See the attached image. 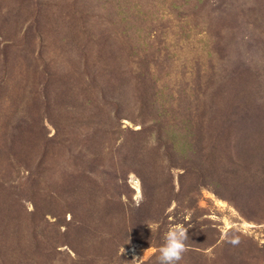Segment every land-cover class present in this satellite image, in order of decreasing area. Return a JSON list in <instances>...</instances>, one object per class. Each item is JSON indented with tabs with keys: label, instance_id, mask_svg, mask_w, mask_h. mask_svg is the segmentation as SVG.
Listing matches in <instances>:
<instances>
[{
	"label": "rangeland",
	"instance_id": "obj_1",
	"mask_svg": "<svg viewBox=\"0 0 264 264\" xmlns=\"http://www.w3.org/2000/svg\"><path fill=\"white\" fill-rule=\"evenodd\" d=\"M152 117L177 129L193 117L205 157L194 203L170 202L185 157L140 132ZM143 140L141 163L123 162V143ZM221 167L238 176L221 182ZM63 179L88 229L121 204L150 222L112 248L77 225L64 239L53 203L60 217L33 233L40 194ZM0 217L19 223L0 264H158L144 232L164 239L177 223L195 246L179 264H264V0H0Z\"/></svg>",
	"mask_w": 264,
	"mask_h": 264
},
{
	"label": "trees",
	"instance_id": "obj_2",
	"mask_svg": "<svg viewBox=\"0 0 264 264\" xmlns=\"http://www.w3.org/2000/svg\"><path fill=\"white\" fill-rule=\"evenodd\" d=\"M163 119L164 117H154V118L152 117L150 122H147L149 123L148 126L146 127L141 126L140 132H142V130L146 128L149 129V131L154 130L156 131V133H159L161 131L165 139L164 142L165 144H167L168 148L171 151H174L175 153L184 155L185 157L184 163L180 165L179 167H176V169L181 170V173L178 175V179H177L178 189L175 190L174 188H172V192H171L172 199H170V202L172 200H176V198L179 197L180 202H184L185 200H187V201L194 203V201L197 199L198 194L201 192L204 186L202 181H200L199 179V178H202V175L199 173L200 172L199 170H200L202 163L204 165V160H205V157L202 156V153H199L198 151L199 150L198 147L200 143L199 139L196 135H193L192 133V131H196V125H194L193 117H186V119H184V121L181 123L178 129L174 128L173 127L174 125H172V123H168V122L161 123ZM158 137L160 138V135H158ZM145 142L146 140H143L141 143L137 142L136 144H133L130 147L129 143L127 142L126 144V141H125L123 143V146L127 148V150L125 151V155L131 156V158L126 159L123 156V160H124L123 162H126L127 160H131L130 163L131 162L141 163V158L143 157L141 151L143 148L142 146H144ZM219 152H222V150H219ZM218 162L219 164H222L223 162L222 156L218 157ZM170 168H173V167H170ZM216 175H217L216 178H218L221 182H225L226 180H229L230 177L234 179L236 176H238V173L236 174L235 171L229 173L228 171H226L225 169L221 167V169H219L216 172ZM82 177L84 178L83 174H82ZM232 180H229V181H232ZM70 184L71 183H69L68 179H65V180L63 179L61 180L60 183L55 184L54 186L51 185L50 187L51 189L48 186L45 193L40 194L41 196L39 199L44 201L45 203V205L43 206L46 207L48 205L49 207L46 209L48 210V212H44L42 206L39 209L35 207V213L31 215V220H30V225H32L33 233H34L35 228L38 226L37 220H40L43 215L46 216L47 214H50L51 216H53L52 215L53 213L55 216L60 217L59 213H55L56 211L55 212L51 211L52 210L51 205L53 203H55L56 205L58 204L62 206V208L64 209V211L62 212V219L64 220V225L62 226L65 227V232L63 233L64 239L66 238L68 230H70L72 225L73 226L77 225V227L79 228L86 226L84 225L85 224L84 222L82 223V221L80 220L76 221L77 218H82V211L80 208L73 209L74 200L76 199L75 197L76 192L72 193ZM88 198H89V202L95 201L96 198H102L104 201L106 200V202H109V199H107L105 195L102 196V195L96 194L94 198H91L90 196H88ZM147 201H148L147 203L151 204L154 202V199H147ZM144 202L146 203L145 200ZM144 202L143 204H141L140 207L144 205ZM154 204H157V203H154ZM130 205L121 204L120 206H118L116 210H112L110 214L101 212L99 215H107V217L102 218V219H98L97 217H95L96 222L94 224V227H92L91 229H88L85 227L83 229V232L80 234L81 237L85 236L86 237L85 242H86L87 237L91 235L92 237H90V240L93 238V244L102 242L101 244H104L106 247L110 246L111 248L115 246V243H116L115 241H118L117 244H119V242H122V240L125 239L127 235H129L130 233L134 231L137 225L140 227H143L145 226L147 222H150V221H143L140 224H136V221H137L136 219H138L139 212L138 211L135 212L136 208H133ZM189 208L190 207L185 208L186 211H188ZM139 209L140 208H138V210ZM66 212L70 214L68 221H65L64 214H63ZM116 215H118L117 218L119 220V222L117 223H116V218L114 217ZM16 222L17 223L13 224L9 222L7 217H3V218L0 217V247L1 245L5 246L6 238L10 235L12 231H17L18 225H19L18 219L16 220ZM81 223L84 226H82ZM131 228H133V230H131ZM191 233H192V230L187 232V235L189 237V241L187 242L189 251H186L190 256L193 255L192 247H195L194 245L190 244V241L192 240L190 237ZM32 237L35 238V234H33ZM78 242L79 241H77V243ZM142 242L147 246L152 244L160 248L164 243V239H161L159 236H153V234L149 233V231H145ZM240 242L241 241L239 240V244L237 245H233L229 243V246H227L228 243H224L225 246L227 247L226 252L228 251L227 255H225L228 258V263H231L230 259H235L236 257L237 259L239 258V254H241V252L238 250L240 247ZM22 243H23L22 241L16 242L18 249L20 248ZM212 243L213 241L210 243L209 241H203V243L199 245L200 247H196V248L198 250L199 249L204 250ZM203 244H206L205 245L206 248L204 249L201 248ZM34 247L36 248V250H39L37 244H34L33 248ZM200 256L201 255H196L197 260H195L193 263H190V264H201L199 260ZM1 260L3 261V259ZM202 264H205V262Z\"/></svg>",
	"mask_w": 264,
	"mask_h": 264
},
{
	"label": "clouds",
	"instance_id": "obj_3",
	"mask_svg": "<svg viewBox=\"0 0 264 264\" xmlns=\"http://www.w3.org/2000/svg\"><path fill=\"white\" fill-rule=\"evenodd\" d=\"M150 228L153 225L148 224ZM188 228L183 224H174L169 227L167 232L164 234V243L158 249V264H179L183 259L184 253L188 251L189 237L187 235ZM233 245L239 244V239H232L229 241ZM125 252L123 248L121 254ZM141 258H134L131 264H140Z\"/></svg>",
	"mask_w": 264,
	"mask_h": 264
}]
</instances>
